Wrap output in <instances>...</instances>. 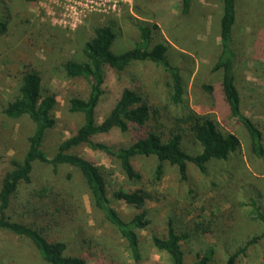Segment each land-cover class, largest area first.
<instances>
[{"label": "rangeland", "instance_id": "obj_1", "mask_svg": "<svg viewBox=\"0 0 264 264\" xmlns=\"http://www.w3.org/2000/svg\"><path fill=\"white\" fill-rule=\"evenodd\" d=\"M80 2L87 5L85 12L72 17L69 6L78 7V0H37L34 4L23 0H0V19L6 22L5 31L0 33V180L10 167V159H20L23 155L26 137L33 126L25 116L12 119L1 112L6 101L17 93L23 65L29 64L39 71L43 89L52 91L56 99L52 110L55 124L46 131L42 142L45 151L51 154L82 120L80 114L68 109V99L85 97L88 92L83 77L65 74L64 63L69 59L86 60L82 48L96 25H112L115 38L111 50L120 53L138 40L140 24H155L149 44L156 41L167 44L168 60L179 66L182 76L183 104L195 110L203 108L213 112L223 130L238 136L240 148L232 157L212 162L207 174L190 167L188 184L181 181L176 169L167 163L162 178L151 184L155 164L152 157H137L134 165L142 173V182L148 183L154 192V199L146 202L154 229L160 230L165 219L171 216L177 230L186 234L181 240L186 264H191L196 253L208 246L214 250L208 264H223L228 252L262 229V223L250 215L253 208L250 197L256 198L254 204L264 213V160L254 165L246 161L249 135L244 126L227 112L220 94L219 74L211 68L219 45L220 0H191L187 14L181 12V0ZM95 5L100 8L96 9ZM234 38L243 47L235 69L241 110L252 120L260 122L264 131V0H239ZM167 81L166 74L149 61L134 62L122 72L103 66V93L96 107L98 120L108 115L125 85L140 87L152 102L164 105L168 111L180 110L181 105L168 103ZM137 134L140 133L133 128L126 131L112 128L98 139L118 147L133 141ZM183 142L186 151L198 150L190 138ZM76 151L107 170L109 196L111 189L125 184L118 166L102 153L83 146ZM258 165L261 168L257 169ZM41 183L62 189L63 195L78 205V219L64 224L54 235L66 241L68 254H93L86 264H96V256H102L112 264H169L166 253L152 245L147 230L140 231V260L134 263L127 242L91 204L80 172L68 165H60L54 171L46 163H35L31 182L20 185L16 208L22 210L19 201L30 187ZM112 206L123 219H129L135 212L119 200L113 199ZM193 219L207 221L214 232L197 234L191 231L188 226ZM0 264L48 263L26 238L0 230ZM237 264H264V239L248 245L238 257Z\"/></svg>", "mask_w": 264, "mask_h": 264}, {"label": "trees", "instance_id": "obj_2", "mask_svg": "<svg viewBox=\"0 0 264 264\" xmlns=\"http://www.w3.org/2000/svg\"><path fill=\"white\" fill-rule=\"evenodd\" d=\"M23 1L34 4L37 0ZM190 1L181 0L182 14L190 11ZM220 5L219 45L211 68L219 74L220 94L227 112L244 126L249 135L246 161L252 165L260 164L264 160V131L260 122L252 120L241 110V99L235 85L237 59L243 50V47L239 46L240 42L234 38L239 0H220ZM5 28L6 22L0 19V33L4 32ZM153 28H156L155 24H140L139 38L135 44L115 53L111 50L115 38L112 25H96L82 48L86 60L69 59L64 63L65 74L83 77L88 85V92L85 97L72 96L68 99V109L80 114L82 120L71 135L57 144L53 153L48 154L42 142L46 131L55 124L52 110L56 99L52 91L43 89L41 75L36 68L29 64L23 65L17 93L1 108L7 118L25 116L33 126L26 137L23 155L20 159H10V167L0 180V230L26 238L48 264H86V261L93 258V254H68L66 241L54 236L57 229L64 224L74 223L79 216L78 205L65 197L62 189L42 183L32 186L19 201L22 210L16 208L20 185L31 182L35 163H46L54 171L60 165H68L80 172L91 204L115 226L120 237L127 242L134 263L140 260V231L147 230L152 245L166 253L169 264H186L181 245V240L186 234L177 230L171 216L165 219L160 230L154 229L149 208L146 206L148 200L154 199V192L149 189L148 183L146 185L142 182V173L135 168L134 161L140 156L154 159L151 184L162 178L165 163L173 166L178 178L188 184L190 167L207 174L208 166L212 162L226 160L239 151L238 136L223 130L213 112L203 108L195 110L183 104L184 86L179 66L168 60L167 44L162 41L149 44ZM247 38L248 36L245 37ZM145 61L154 63L166 74L168 103L181 105L180 110L168 111L164 105L152 102L140 91V87L125 85L120 89L108 115L99 121L96 107L103 93V66L122 72L134 62ZM204 87L211 89L209 85ZM112 128L120 131L133 128L140 134L130 143L115 147L98 139V136ZM185 138H190L198 147L196 152L191 153L184 149ZM81 146L102 153L118 166L125 177V184L111 189V196L106 181L107 170L78 153L76 148ZM259 168L261 167L258 165L257 169ZM250 198L253 205L250 215L262 223V229L260 233L246 238L236 249L228 252L223 264H237L238 257L245 252L248 245L260 238L264 239V213L254 204L256 198ZM113 199L135 210L129 219H123L119 215L112 206ZM188 228L197 234L214 232L204 220L193 219ZM213 252V247L208 246L204 251L196 253V258L191 264H208ZM95 258L96 264H112L102 256ZM109 260L112 261V258Z\"/></svg>", "mask_w": 264, "mask_h": 264}, {"label": "built area", "instance_id": "obj_3", "mask_svg": "<svg viewBox=\"0 0 264 264\" xmlns=\"http://www.w3.org/2000/svg\"><path fill=\"white\" fill-rule=\"evenodd\" d=\"M78 4H79L78 7L74 6L72 4L69 6L70 10H68V11H69L70 15H72V17H77L78 15L85 12V8L87 7V5L80 2V0H78ZM95 8L99 9L100 7H97V5H95Z\"/></svg>", "mask_w": 264, "mask_h": 264}]
</instances>
